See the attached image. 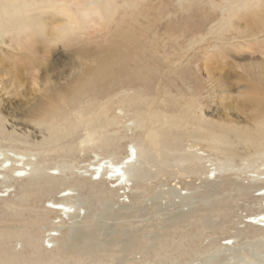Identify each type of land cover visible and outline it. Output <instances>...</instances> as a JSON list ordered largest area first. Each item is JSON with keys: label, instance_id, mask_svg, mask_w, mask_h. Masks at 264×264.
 Returning <instances> with one entry per match:
<instances>
[{"label": "bare ground", "instance_id": "6f19581e", "mask_svg": "<svg viewBox=\"0 0 264 264\" xmlns=\"http://www.w3.org/2000/svg\"><path fill=\"white\" fill-rule=\"evenodd\" d=\"M64 1L0 0V37L14 31L41 33L43 46L52 48L59 43H71L77 35L89 33L91 29L98 33L105 30L106 35H111L107 48L103 46L108 54L103 53L106 56L103 55L100 68L89 81L80 83L71 98L64 99L63 107L48 109L45 117L34 120L37 125H44L43 130H48L43 141L38 140L36 144L33 141L35 152L28 148L16 155L4 152L3 139L10 140L16 136L4 130V119L0 115V204L4 206L1 213L8 212V208L15 205L17 214L30 197L57 194V200L50 198L48 202H53L50 209L60 218L58 222L52 221L50 229L44 233L39 229L31 234L26 229L1 226L0 264H95L92 234L81 232L79 242L73 244L69 243L68 235L54 231H60V227L69 220L81 217L82 209L84 218L89 219L91 215L86 207L99 199L97 187L106 185V191L112 197L121 198L129 187L130 193L141 190L144 178L155 173L167 174L168 166L175 169L170 172L175 175V181L182 176H197L205 184L220 185L228 179L242 181L244 178L240 174L246 172L245 182L239 183L251 192L252 197H258L261 210L248 215L244 221V227L252 228L253 241L240 242L237 235H229L220 245L211 241L206 250L201 251L193 249L198 236L196 238L192 232L181 235L174 243H162L155 253L156 259H179L185 254H193L201 264H232L235 257H240V260L234 264H264V114L254 120L251 127L232 123L234 120L241 122L240 108L247 112L250 109V113L264 110L262 85H247L246 90L239 92V98L228 96L227 100H221L220 105L225 111L215 120L205 114L199 99H195L198 96L195 91L182 88L189 75L188 78L184 72L181 75L178 72L162 73L175 63L170 54L163 51L167 45L180 57L183 49H189L197 40L231 23L238 4L251 0H233L232 5H228L232 0H221L223 3L190 0L191 4L186 6L183 3L187 0H177L179 11L170 10L168 15L175 16L178 12V16L164 23V28L156 25L161 15L158 17L144 8L146 0H72L73 7L62 4ZM205 1L210 4L207 9ZM159 8L154 6L153 9L160 12ZM182 10L193 11L179 16ZM214 10H219L221 18L217 22L206 23L207 28L206 24L179 26L181 23H177L178 19L179 22L185 21L197 12L206 16L207 12ZM56 13L61 17H53ZM238 31L253 33L249 29ZM187 34L190 37L184 40ZM181 38L188 43L180 42ZM27 48L31 53L37 51L30 46ZM257 48L262 55L264 40ZM83 49L80 53L87 55L90 49ZM161 54L164 57H160ZM28 57L31 65L27 70L32 68L35 74L43 64L32 56ZM242 61L238 67L264 84V57L247 63ZM15 71L14 80H19L22 75L24 78L28 76L25 72L20 74L18 68ZM208 79H212L210 74ZM212 82L219 92H225L220 89L223 84L218 85L220 81ZM15 83L18 88L22 85L21 80ZM11 85L13 87L14 82ZM229 111H235L237 116L233 118ZM82 129L85 133L75 145L69 137ZM129 132L135 137L125 144L124 154L120 155V142ZM90 149H94L95 155H91L92 161L88 166L72 167L67 159L59 161L60 157ZM52 153H57L59 159L49 166L47 158ZM32 154L37 158L25 157ZM19 182L26 183L29 189L25 187L23 193L13 190ZM179 183L175 182L176 188L188 190L185 194L180 193L182 200L191 204L197 202L196 189L190 185L181 187ZM85 184L90 189L89 194L84 193ZM31 186L33 188L30 189ZM14 191L16 195L12 193ZM220 199L221 195L217 201L221 202ZM46 207L45 211H51ZM47 238L54 242L51 248L46 246ZM13 241H20L29 250L17 251L14 246L10 247ZM216 255L217 260L213 257ZM85 256L91 258L89 263Z\"/></svg>", "mask_w": 264, "mask_h": 264}, {"label": "rangeland", "instance_id": "374dc122", "mask_svg": "<svg viewBox=\"0 0 264 264\" xmlns=\"http://www.w3.org/2000/svg\"><path fill=\"white\" fill-rule=\"evenodd\" d=\"M216 1L223 3L221 0ZM177 3V0H146L144 8L157 16L161 15L156 25L164 28L166 22L169 23L178 16V12L175 13V16L168 15L170 10L173 12L179 11L178 6L176 7ZM233 3V0L228 1V5ZM62 4L73 7L72 0H65ZM183 4L186 6L191 2L187 0ZM209 5V2L205 1L206 9ZM154 6L160 7V12L155 11ZM193 10L188 12L182 10V13L179 12V16H185ZM261 12H264V0L239 3L231 23L229 22L222 30L217 29L213 34H208L203 39L197 40L189 49H183L180 52V57L174 54V50L169 45L163 49V51L170 54V58L175 63L162 73L174 74L178 72L181 75L184 72L188 78L190 76L188 81H184V87L182 86V88L195 91L198 95L195 99H199L205 114L210 118L216 120L219 115H223L225 109L220 105V101L227 100L228 96H233L234 99L239 98V92L246 90L247 85L261 84L262 93H264V84L257 82L255 78L249 77L248 74L244 73V68L238 67L239 62L242 60L243 63H247L261 60L264 57V52L261 55L257 48L258 44L264 40V13ZM200 14L201 17H198ZM207 14L205 16L203 13L197 12V15H193L185 21L183 20L184 22L182 20V22H179L178 19L177 23H181L179 26H182V24L193 26L210 23L211 21L214 23L221 18L219 10L209 11ZM48 17L51 18V15H48ZM53 17L60 18L61 16L56 13ZM207 25L205 28H207ZM244 29H249L253 33L238 31H244ZM21 33L20 31H14L0 37V115L4 119L2 123L6 127L4 130L16 136V138L14 137L15 141L14 138L10 140L3 139L1 145L4 152L6 151V154L11 155H16V153L18 154L26 148L35 152L36 149L33 145L38 140L39 142L43 141L48 134L47 129V131L43 130L44 125H37L36 121L45 117L48 109L61 107L66 97L71 98L79 85L89 81V78L100 68L104 59L103 55L108 54L106 48L111 39V35H106L105 30L98 33L96 30L91 29L89 33L77 35L71 40V43H68L69 45L59 43L52 48H47L41 43L43 38L41 33ZM188 35L184 40L189 39L190 36ZM184 40L181 38L180 42L187 44L188 42ZM27 46L35 48L37 51L31 53V49ZM103 46H106V48H103ZM83 48H89L91 51L88 50L87 55L82 54L80 52L85 50ZM223 51L226 52L223 53ZM28 56L34 57L43 64L35 70V74L31 70L32 68L27 70L28 65H31ZM160 57H164V55L161 54ZM17 68L20 74L21 72L28 74L26 78L22 75L19 79L22 83L20 89L18 84L15 83L19 80H14L15 69ZM209 74L212 77L211 80L208 79ZM212 81H220L218 85L223 84L220 89H224L225 92H219L218 87ZM12 82H14L13 87ZM15 90L17 93H15ZM131 91L133 92V89ZM240 110L239 119L241 122L234 120L232 123H239L241 126H253L254 120L261 118L264 114V110L253 113H250L252 112L250 109L249 113L243 108H240ZM229 115L235 118L237 113L229 111ZM84 133L82 129L69 137V140L76 145ZM133 137L135 136H132V132H129L121 140L120 149L118 150V153L121 151L120 155L124 154L125 144L130 142ZM92 150L81 153L76 152L69 157H60V159L57 153H52L47 159L49 166H52L57 159L59 161L67 159L72 167L83 166L84 164V166H88L92 161L91 155H95ZM36 156L32 154L25 157L37 158ZM166 169L168 170L167 174L155 173L148 178H144L141 182L143 187L141 190L138 189L139 191L136 190L134 193H130L131 187H129L126 190V196L124 195L121 198L112 197V194L106 191V185L97 187L96 194L99 199L89 204V209L86 207L91 215L89 219L84 218V210L82 209L81 217L69 220L62 228L60 227V231L54 232H62L64 236L68 235V238H70L69 243L73 244L79 242L81 232L92 234L96 251L92 259L95 260V264H129L132 262H142V264H201L200 259L197 260V257L194 259L193 254H189L193 258L185 254L179 259L174 257L173 259H171L172 257H163L160 261L156 259L155 253L160 250L162 243L166 241L174 243L181 235H188L192 232L195 233V237L198 236L193 249L201 251L206 250L205 248L211 241L220 245L223 238L229 235H237V240L240 242L255 239L251 232L252 228L244 227L246 225L244 221L248 215L258 212L261 208L259 200H257L258 197H252L251 192L243 189L241 183H239L241 179L239 181L228 179V182H221L223 184L219 185L216 183H201L197 176H182L177 180L180 181V186L190 185L196 189L195 192L198 195L197 202L194 201V204H191L190 201L185 202L180 197L181 192L185 194L184 192L188 190L176 188L175 175L170 173L175 169L169 166ZM247 174L241 172L240 177L244 178L241 181L242 183L245 182ZM146 179L147 181H145ZM73 180L76 181L74 178ZM73 180L71 179L72 182ZM22 183H16L13 190L16 191L17 189L23 193L25 187L29 189L26 183ZM83 186L86 190L84 193L89 194L88 185ZM15 191L12 192L14 195H16ZM223 193L224 195H222ZM216 195L218 197L221 195V202H218ZM55 196L58 195L30 197L22 207L23 210L18 209L17 214H15V205H11L12 208L14 206V210L9 207L8 212L1 213L4 206L0 204V227L11 226L17 227L18 230L26 229L30 233L32 232L31 234H34L36 229H39L42 233L48 232L52 221H60L54 210L50 209L53 202H48L50 198L52 201L57 200L58 197ZM45 206H47L46 209L51 211H45ZM53 243L47 238L46 246L48 248H51ZM10 247L23 252L29 250L26 247L25 249L20 241L11 242ZM216 256H213L215 260L218 258ZM213 257H210V259L214 260ZM85 259H87V263L91 261L88 256ZM239 260L240 257H235L231 263L234 264Z\"/></svg>", "mask_w": 264, "mask_h": 264}]
</instances>
